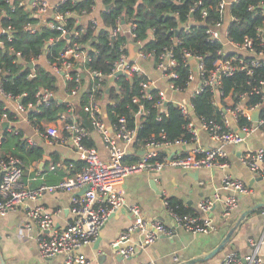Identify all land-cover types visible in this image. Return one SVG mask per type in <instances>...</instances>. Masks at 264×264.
<instances>
[{
  "label": "built area",
  "instance_id": "1",
  "mask_svg": "<svg viewBox=\"0 0 264 264\" xmlns=\"http://www.w3.org/2000/svg\"><path fill=\"white\" fill-rule=\"evenodd\" d=\"M68 1L73 4L82 0H60L56 4H52L49 0H7L11 4L12 10L16 8L26 10L30 17L36 20L34 24L28 23L24 27L28 33L34 34L38 31L40 23H43L42 27L49 30L60 31L58 38L49 37L47 39L42 55L30 58L27 64L29 68L40 64L49 71L57 79L58 92L40 88L36 91L33 101L22 103V97L5 93L2 90L0 78V101L3 103L0 112V145L5 139V133L20 136L31 146H37L39 140L51 145L60 139L61 144L76 151L83 167L74 175L64 178L57 185L31 188L28 184L29 179L24 177L22 160L14 155L0 157V215L16 212L20 208L27 209L28 220L37 227L34 241L41 259L60 256L63 258V264H92L82 253V249L96 240L99 230L109 216L123 206L122 196L124 193L121 187L127 177L141 173L157 174L165 166L186 171L225 169L229 166L230 160L227 147L242 143L256 130L264 133V80L258 81L249 92V95L259 97V101L250 107L245 106L248 97L246 92L239 93L235 98L229 95L223 96L220 92L222 76L244 72L250 77L253 75V69L264 65V0L247 8L248 11L260 15L261 22L255 27L254 38L246 37L239 43L228 38L229 25L235 19L231 15V7L238 0H220L215 8L219 19L205 31L210 41L221 43V49L217 52L219 58L215 59L211 69L207 70L204 67L203 57L183 51V57L186 60L184 66L188 70L185 89L176 87L172 83L173 79L178 78L173 70L176 62L172 51L164 49L157 61H154L153 55L142 51L140 41L131 42L133 39L132 29L135 27L132 22L125 25L123 21H119L110 31L112 40L119 36L126 39L118 48L119 55L113 62L110 72L103 74L99 70L86 68V64L91 60V55L96 54V51L90 50L87 43L77 41L84 28L76 29L75 26H82L88 22L94 34L97 33L101 27L100 14L103 8H99L95 3L89 12L79 16L70 12H59L58 8ZM199 5H201V1L196 0L190 7L186 23L181 28L185 32H188L193 25L207 27V11L204 8L197 11ZM69 18L74 19V25L70 29L66 27ZM1 34H6L8 39H11V26L5 28L0 26ZM60 38L66 39L70 44L61 51L59 61L47 60V48L54 45ZM130 43L133 44L136 53V58L132 62L128 60V45ZM175 44H178V40H175ZM1 48L4 49L2 40H0ZM8 50L9 52L13 51L12 48ZM14 54L20 61V54ZM3 73L0 68V75ZM71 73H74V77ZM116 73L121 75L116 76ZM33 76L31 73L30 77ZM133 76L141 77L139 82L141 92H149L151 89L160 90L159 96L163 103L171 102L178 107L180 114L188 119L186 128L192 136L190 143L179 140L168 144L152 139L145 143L141 149L144 154L140 155L136 162L124 163V157L127 154L125 148L133 143L135 132L126 129L124 119L119 118V127L113 128L110 125L113 131L111 134L107 128L106 113L103 109L104 101L101 99L102 96L98 97L97 94L98 91L104 89L106 82L114 81L119 77L130 79ZM70 81L76 84L73 89L67 88ZM111 85H114V82ZM85 87L90 89L87 92V104L83 106V111L87 114L91 126L90 131L80 125L75 108L80 93L86 89ZM59 91L62 95L59 94ZM204 91H209L213 96L214 103L220 105L221 124L203 119L196 120L191 116L192 110L188 109V106L192 108L189 98ZM183 95L186 96L180 97ZM57 97L58 102L64 104L65 111L60 114L55 124L60 123L62 130L67 133L64 137L59 136L57 126L53 123L45 125L40 131L31 126L29 120L31 113L41 111ZM255 110L259 111L257 121L252 119V113ZM241 119L246 124L240 125ZM3 123H7L5 128L2 127ZM22 125H27L30 128V134H25L22 131ZM237 131L241 132L243 137ZM90 132L98 135L101 139L106 151L105 158L100 156L94 146L85 145L84 141L90 139ZM200 132L205 133L214 142L213 145H202L199 142ZM177 146H189V148L182 153L172 151V148ZM163 151L166 152V156L158 160ZM238 161L254 175L264 177V147L240 152ZM39 164L40 161L31 164L34 176L41 173ZM63 165L66 166L61 162L52 163L48 169L53 171L56 168H62ZM221 188L228 193L223 201V216H227L236 209L238 195H245L247 189L241 181L230 176L223 177ZM79 189L85 191L70 201V220L64 228L56 230L53 224V215L58 214L60 210L51 213L37 204L38 201L45 193L71 192ZM216 200H218L217 197L212 200L200 201L197 212L190 215L174 212L163 199L164 208L174 223L173 228L167 227L157 219H145L140 207L132 205L129 207L132 222L118 239L111 243V247L115 255L127 259L145 249L159 236L173 235L175 229L192 234L211 232L215 229V225L208 217V213L213 209ZM30 203L35 204L30 206ZM132 236L137 237L136 242H131ZM248 244L252 247V252L244 259L229 254L224 257L221 264H264V259L257 254L258 244L251 240H248Z\"/></svg>",
  "mask_w": 264,
  "mask_h": 264
},
{
  "label": "trees",
  "instance_id": "2",
  "mask_svg": "<svg viewBox=\"0 0 264 264\" xmlns=\"http://www.w3.org/2000/svg\"><path fill=\"white\" fill-rule=\"evenodd\" d=\"M196 0H103L102 12L100 14L101 27L94 34L90 23L85 22L82 26L76 25V29H82L79 43H87L90 50H95L96 54L91 55V60L86 64V68L99 70L103 74H108L113 62L117 59L119 46L126 40L118 37L112 40L110 31L115 28L119 21L125 25L129 22L134 24L132 29L133 39L131 42L140 41L142 51L150 53L157 61L164 49H170L173 53L176 66L173 70L178 75L173 79L174 86L185 89L188 77V70L184 66L186 60L183 51H189L192 55L203 57L204 67L209 70L212 62L219 58L217 52L221 49V43L210 41L205 33L206 28L213 26V22L219 19L215 11L220 0H199L201 8L206 9L207 27L193 25L188 32L181 29L186 23L189 9ZM260 0H238L231 7V15L235 18L228 28V38L233 42H242L244 38H254L255 27L261 22V17L248 11L250 5H256ZM94 0H82L76 3L66 2L58 8L59 12H70L74 15H82L89 12ZM106 8V9H105ZM35 19L30 17L28 11L21 8L11 9V4L7 0H0V26L5 28L11 26L12 38L8 39L6 34L0 35V40L4 42V49H0V68L3 74L0 75L1 87L5 93L20 96L22 103L34 100L36 91L40 88L58 92L57 79L47 71L42 65L37 64L34 68H29L27 64L30 58L42 55L44 46L49 37L58 38L60 31L49 30L46 27L39 28L34 34L28 33L24 27L28 23H35ZM74 25V19H67L66 27L70 29ZM178 40V44H175ZM69 41L64 38L58 39L54 45L47 48L46 59L59 61L61 51L69 45ZM12 48V52H9ZM14 53L20 54V61ZM227 59V57H225ZM33 73V77L30 74ZM253 75L248 76L244 72H235L231 76H222L220 79V92L223 96H233L246 92L248 94L246 107H250L259 101L256 95H249L252 87L258 81L264 80V65L253 69ZM74 77V73H71ZM140 76H133L130 79L119 77L114 81L106 82L102 91H98V97L102 96L103 109L106 113L108 123L114 128L119 127L118 120L123 118L125 127L135 132L133 140V153L124 157V163L136 162L139 159L138 151L143 148L149 140L161 141L172 144L175 141L183 140L187 143L192 141L191 134L187 131V121L183 117L177 106L171 102H162L159 91L151 89L149 92H141L139 82ZM114 82V85L111 83ZM76 84L68 82L67 88L73 89ZM110 86V87H109ZM89 87V86H88ZM88 87L80 93V97L75 108L77 116L86 130L90 131L91 126L88 116L83 111V106L87 104ZM149 97V98H148ZM136 100V101H134ZM192 105L191 116L196 120H205L217 124L222 123L219 106L214 103L213 96L209 91H204L199 95L189 98ZM222 103V102H221ZM3 103L0 101V112ZM65 111L64 104L58 102V97L50 102L49 106L41 111L31 113L29 120L31 126L43 130L44 126L50 123L55 124L60 114ZM246 124L241 119L240 125ZM9 138H16L14 146L7 150H0V157L14 155L24 163V155L29 157L31 165L35 161H40L44 156L42 146H31L20 136L5 133L3 143ZM2 143V144H3ZM88 147H93L94 143L89 139L84 141ZM1 144V145H2ZM166 152L160 154L158 160L164 158ZM75 166L78 170L83 167L81 161H77ZM168 207L179 214H194L195 212L183 208L172 198L164 199Z\"/></svg>",
  "mask_w": 264,
  "mask_h": 264
},
{
  "label": "crops",
  "instance_id": "3",
  "mask_svg": "<svg viewBox=\"0 0 264 264\" xmlns=\"http://www.w3.org/2000/svg\"><path fill=\"white\" fill-rule=\"evenodd\" d=\"M52 4L60 0H49ZM102 7L101 0H94ZM186 95L180 96L184 98ZM107 128L111 134L113 131L110 124ZM59 131V136L64 137L67 133L62 130L60 123L55 124ZM22 131L30 134V128L22 125ZM90 140L102 158L106 157V151L98 135L90 132ZM199 142L202 145H213L205 133H199ZM121 144V143H120ZM37 145L44 148L46 157L43 165L40 160L41 173L38 176L32 174L31 165L24 166V177L29 179L31 188L42 185H57L64 178L74 175L77 171L75 166L79 157L75 150L61 144L60 139L54 144L48 145L43 141H38ZM123 145V144H121ZM264 147V133L256 130L251 133L240 144L227 147L229 152V166L225 169H200L198 171H186L176 167L165 166L160 173H141L130 175L125 179L121 189L123 190V208L116 215L111 214L103 227L99 230L96 240L82 249V253L92 264H221L224 257L234 254L240 259H244L252 252V247L248 240L258 244L257 254L264 259V177H259L251 173L238 161L240 152L246 149H256ZM189 146L173 147L172 151L182 153L188 150ZM127 154L133 153V144L125 148ZM140 151L138 155L140 156ZM61 162L62 168L49 171L52 163ZM196 172V173H194ZM224 176H230L242 182L247 189L245 195H238L237 207L229 215L223 216L224 199L228 195L221 188ZM151 179L155 186L150 185ZM84 189L75 191H55L45 193L38 201L43 208L51 213L60 210L53 215V224L56 230H61L70 220V201L73 197L79 196ZM218 200L214 202L213 209L208 213V217L215 225V229L208 233L192 234L181 229H175L171 236H159L153 243L145 249L138 251L127 259H118L111 247V243L118 239L121 233L130 226L132 219L129 214V207L137 205L140 207L143 217L147 220L157 219L169 228L174 227L172 219L168 216L163 199L172 198L183 208L197 212L200 201L205 199ZM35 203H30L33 206ZM258 208L251 210L254 206ZM120 207V208H121ZM249 211L239 224L235 226L243 212ZM235 227V228H234ZM232 231L229 241L224 247L212 257L203 259L212 251L227 235ZM36 225L30 223L27 216V209L20 208L16 212L0 215V264H63L60 256L49 259H41L38 255L37 245L34 241L36 235ZM137 237L132 236L131 242H136ZM201 258V261L190 262L193 259Z\"/></svg>",
  "mask_w": 264,
  "mask_h": 264
},
{
  "label": "water",
  "instance_id": "4",
  "mask_svg": "<svg viewBox=\"0 0 264 264\" xmlns=\"http://www.w3.org/2000/svg\"><path fill=\"white\" fill-rule=\"evenodd\" d=\"M43 18H44V17H43ZM42 26H43V23H40L39 26H38V29H39L40 27H42ZM135 58H136V53H135V51H134L133 44L130 43V44L128 45V60H129L130 62H132V61L135 60ZM120 75H121L120 73H116V76H120ZM219 106H220V105H219ZM188 109H189V111L192 110V108H191L190 106H188ZM258 116H259V111H258V110H255V111L252 113V119H253L254 121H257ZM6 126H7V123H3V124H2V127H3V128H5ZM237 133H238L241 137H243V134H242L241 132L237 131ZM140 154H141V155L144 154V151H140ZM45 159H46V157L43 156L42 159H41V164H42V165H43ZM194 173H196V172H194ZM150 185H151V186H155V183H154V180H153V179H151V181H150ZM84 191H85V190H83V192H84ZM258 207H259V205H256V206H254L251 210H254V209L258 208ZM119 211H120L121 213H124V212H125V208L121 207V208L117 209V210L113 213V215H116V213H118ZM248 212H249V211H245V212L242 213V215L239 217L238 221L236 222L235 226H237V225L239 224L240 220H241L244 216H246V215L248 214ZM234 228H235V227H234ZM234 228H232V229L227 233V235L222 239V241H221V242H220V243H219V244H218V245H217L212 251H210L207 255H205V257H203V259H206V258L212 257V256L215 255L218 251H220V250L224 247V245L229 241L230 235H231L232 231L234 230ZM118 259H122V258H121V257H118ZM197 261H201V258L193 259V261H190V262L193 263V262H197ZM1 264H3V261H2V260H1ZM187 264H188V263H187Z\"/></svg>",
  "mask_w": 264,
  "mask_h": 264
},
{
  "label": "rangeland",
  "instance_id": "5",
  "mask_svg": "<svg viewBox=\"0 0 264 264\" xmlns=\"http://www.w3.org/2000/svg\"><path fill=\"white\" fill-rule=\"evenodd\" d=\"M59 94L60 95H62L61 94V92L59 91ZM15 141H16V138H9L7 141H5L2 145H0V150H2V151H4V150H7V149H10L11 147H13L14 145V143H15ZM12 149V148H11ZM30 158L29 157H26L25 155H24V166L25 167H28L29 166V164H30Z\"/></svg>",
  "mask_w": 264,
  "mask_h": 264
}]
</instances>
